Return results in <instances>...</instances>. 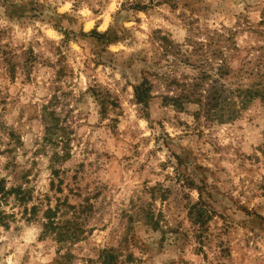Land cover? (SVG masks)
Masks as SVG:
<instances>
[{"label": "clouds", "instance_id": "clouds-1", "mask_svg": "<svg viewBox=\"0 0 264 264\" xmlns=\"http://www.w3.org/2000/svg\"><path fill=\"white\" fill-rule=\"evenodd\" d=\"M0 182V264H264V0H0Z\"/></svg>", "mask_w": 264, "mask_h": 264}, {"label": "rangeland", "instance_id": "rangeland-1", "mask_svg": "<svg viewBox=\"0 0 264 264\" xmlns=\"http://www.w3.org/2000/svg\"><path fill=\"white\" fill-rule=\"evenodd\" d=\"M0 183H2V182H0ZM0 190H2V187H0ZM196 212H197L196 207H193V209H192V213H190V214H195ZM200 219L203 220V216H202V214L200 215ZM129 260H131V257H129Z\"/></svg>", "mask_w": 264, "mask_h": 264}, {"label": "trees", "instance_id": "trees-1", "mask_svg": "<svg viewBox=\"0 0 264 264\" xmlns=\"http://www.w3.org/2000/svg\"><path fill=\"white\" fill-rule=\"evenodd\" d=\"M111 259H112L113 261H115L116 258H115V257H112Z\"/></svg>", "mask_w": 264, "mask_h": 264}]
</instances>
